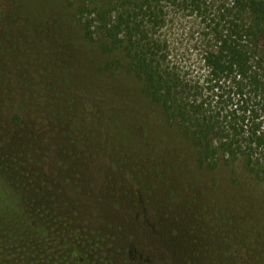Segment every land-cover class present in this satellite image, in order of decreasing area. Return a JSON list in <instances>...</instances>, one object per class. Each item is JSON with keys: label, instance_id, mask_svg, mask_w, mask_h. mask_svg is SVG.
Here are the masks:
<instances>
[{"label": "rangeland", "instance_id": "1", "mask_svg": "<svg viewBox=\"0 0 264 264\" xmlns=\"http://www.w3.org/2000/svg\"><path fill=\"white\" fill-rule=\"evenodd\" d=\"M95 1L0 0L1 137L18 152H47L48 163L73 152L92 166L71 183L84 208L106 209L86 207L82 220L124 234L131 260L264 264V181L197 167L123 54L103 52L97 33L85 37L80 9ZM168 10L158 34L194 41L199 20ZM130 200L139 207L122 204Z\"/></svg>", "mask_w": 264, "mask_h": 264}, {"label": "trees", "instance_id": "2", "mask_svg": "<svg viewBox=\"0 0 264 264\" xmlns=\"http://www.w3.org/2000/svg\"><path fill=\"white\" fill-rule=\"evenodd\" d=\"M169 8L199 20L194 41L158 34ZM80 11L85 37L97 33L103 52L123 54L140 92L192 149L198 168L235 175L242 168L264 181V0H107L106 7L97 0ZM46 157L18 152L0 135V264H149L129 259L124 234L82 220L86 207L90 215L104 207L99 216L106 209L84 208L71 183L92 166L73 152L52 163ZM129 203L122 202L139 207Z\"/></svg>", "mask_w": 264, "mask_h": 264}]
</instances>
